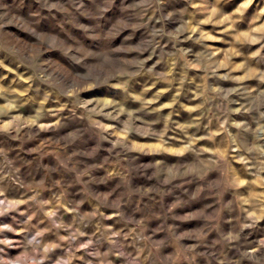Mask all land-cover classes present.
Instances as JSON below:
<instances>
[{
	"label": "rangeland",
	"instance_id": "obj_1",
	"mask_svg": "<svg viewBox=\"0 0 264 264\" xmlns=\"http://www.w3.org/2000/svg\"><path fill=\"white\" fill-rule=\"evenodd\" d=\"M0 264H264V0H0Z\"/></svg>",
	"mask_w": 264,
	"mask_h": 264
}]
</instances>
